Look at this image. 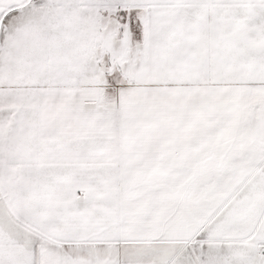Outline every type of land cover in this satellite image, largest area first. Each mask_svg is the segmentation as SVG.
Returning <instances> with one entry per match:
<instances>
[{
  "label": "snow or ice",
  "instance_id": "1",
  "mask_svg": "<svg viewBox=\"0 0 264 264\" xmlns=\"http://www.w3.org/2000/svg\"><path fill=\"white\" fill-rule=\"evenodd\" d=\"M0 264H264V0H0Z\"/></svg>",
  "mask_w": 264,
  "mask_h": 264
}]
</instances>
